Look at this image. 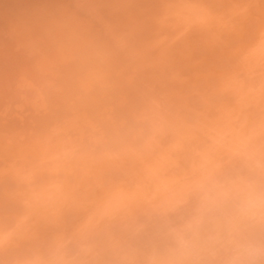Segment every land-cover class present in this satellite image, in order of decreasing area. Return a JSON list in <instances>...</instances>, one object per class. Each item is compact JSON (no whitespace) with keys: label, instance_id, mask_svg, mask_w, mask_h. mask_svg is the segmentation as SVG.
<instances>
[{"label":"rangeland","instance_id":"1","mask_svg":"<svg viewBox=\"0 0 264 264\" xmlns=\"http://www.w3.org/2000/svg\"><path fill=\"white\" fill-rule=\"evenodd\" d=\"M0 264H264V0H0Z\"/></svg>","mask_w":264,"mask_h":264},{"label":"clouds","instance_id":"2","mask_svg":"<svg viewBox=\"0 0 264 264\" xmlns=\"http://www.w3.org/2000/svg\"><path fill=\"white\" fill-rule=\"evenodd\" d=\"M218 208V204L212 200H206L201 207L197 210L196 215L190 221L189 227L196 232L204 222V218L214 213Z\"/></svg>","mask_w":264,"mask_h":264}]
</instances>
